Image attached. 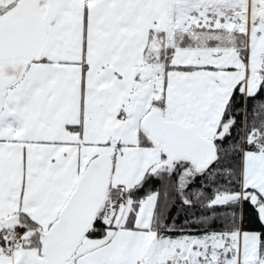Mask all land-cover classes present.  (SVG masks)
Segmentation results:
<instances>
[{
	"label": "snow or ice",
	"instance_id": "1",
	"mask_svg": "<svg viewBox=\"0 0 264 264\" xmlns=\"http://www.w3.org/2000/svg\"><path fill=\"white\" fill-rule=\"evenodd\" d=\"M0 264H264V0H0Z\"/></svg>",
	"mask_w": 264,
	"mask_h": 264
}]
</instances>
